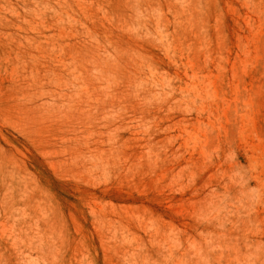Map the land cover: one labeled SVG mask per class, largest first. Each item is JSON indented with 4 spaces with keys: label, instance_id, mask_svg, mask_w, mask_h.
<instances>
[{
    "label": "rangeland",
    "instance_id": "obj_1",
    "mask_svg": "<svg viewBox=\"0 0 264 264\" xmlns=\"http://www.w3.org/2000/svg\"><path fill=\"white\" fill-rule=\"evenodd\" d=\"M0 264H264V0H0Z\"/></svg>",
    "mask_w": 264,
    "mask_h": 264
}]
</instances>
